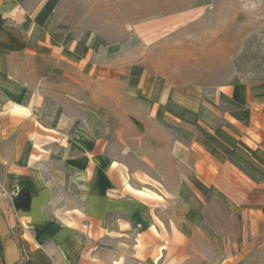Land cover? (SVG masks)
<instances>
[{
    "label": "crops",
    "instance_id": "0c3cea01",
    "mask_svg": "<svg viewBox=\"0 0 264 264\" xmlns=\"http://www.w3.org/2000/svg\"><path fill=\"white\" fill-rule=\"evenodd\" d=\"M51 7L0 0V180L15 191L11 200L0 193V264H236L264 251V80L222 90L224 118L195 89L146 96L128 89L156 119L209 125L194 138L191 170L175 173L172 184L173 170L160 174L162 189H148L132 183L147 174L113 156L109 138L92 129L78 137L62 118L44 122L48 92L75 112L97 114L77 95L48 85L46 73L20 79L12 69L16 58L28 74L41 66L32 58L75 66L83 58L66 32L51 29ZM207 199L225 208V220L209 216Z\"/></svg>",
    "mask_w": 264,
    "mask_h": 264
},
{
    "label": "rangeland",
    "instance_id": "374dc122",
    "mask_svg": "<svg viewBox=\"0 0 264 264\" xmlns=\"http://www.w3.org/2000/svg\"><path fill=\"white\" fill-rule=\"evenodd\" d=\"M39 1L25 0V5L32 10ZM50 1L51 29L66 32L83 58L77 66L50 56L32 58L41 66L31 67L30 74L16 58L12 69L20 79L46 73L48 85L77 95L85 109L97 114L75 112L48 92L44 122L54 125L62 118L65 130L78 137L92 129L100 140L109 138L113 156L147 174L135 175L132 183L148 189H162L160 182L166 181L160 174L173 170L172 184L175 173L191 170L186 165L199 154L194 138L209 132V125L199 119H156L128 89L138 87L145 96L159 89L164 94L195 89L201 104L224 118L229 105L220 97L222 90L264 80V0ZM64 73L77 76L79 83H70ZM76 126L82 128L75 131ZM149 160L158 168L151 169ZM207 203L213 220L226 219L225 208L214 206L212 199ZM236 264H264V251L255 250Z\"/></svg>",
    "mask_w": 264,
    "mask_h": 264
},
{
    "label": "built area",
    "instance_id": "2783aa9c",
    "mask_svg": "<svg viewBox=\"0 0 264 264\" xmlns=\"http://www.w3.org/2000/svg\"><path fill=\"white\" fill-rule=\"evenodd\" d=\"M0 193H1L3 196L7 197L8 199H12V198L14 197V195H15V191H13V192H8L7 190H5V189L3 188V186H2L1 183H0Z\"/></svg>",
    "mask_w": 264,
    "mask_h": 264
}]
</instances>
